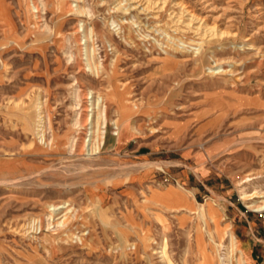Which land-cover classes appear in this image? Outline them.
Here are the masks:
<instances>
[{
    "label": "rangeland",
    "instance_id": "374dc122",
    "mask_svg": "<svg viewBox=\"0 0 264 264\" xmlns=\"http://www.w3.org/2000/svg\"><path fill=\"white\" fill-rule=\"evenodd\" d=\"M241 185L264 191V0H0V264H247Z\"/></svg>",
    "mask_w": 264,
    "mask_h": 264
},
{
    "label": "bare ground",
    "instance_id": "6f19581e",
    "mask_svg": "<svg viewBox=\"0 0 264 264\" xmlns=\"http://www.w3.org/2000/svg\"><path fill=\"white\" fill-rule=\"evenodd\" d=\"M35 7L37 8V5H35ZM84 11L85 10H83L81 7H78L79 13H85ZM86 33L87 32H85L84 34L86 37H88L87 36L88 34H86ZM88 58L89 57H87L88 66H90L91 69L93 70L94 67L92 66V63H90V60ZM202 58H204L203 55H202ZM99 102H100L99 97H96V99L92 100V107L89 110V111H92L91 119L89 118L91 120L90 121L91 133L89 136L90 138L88 140H86V144L84 146H85V149L87 151V154L91 155V156H92V154L94 155L97 152V149H99L101 147V144H102L101 135L103 134V131L101 130V118H100V115L97 113V105L99 104ZM36 114H37L36 115L37 116V123L35 125V136L37 137V139H39V141L42 142L43 140L45 141V131L43 129L45 118H44V115H41L42 114L41 106L38 107ZM113 125L117 131V132L115 131V134H118L119 133V129H118L119 125L115 122L113 123ZM132 129H134V127H132ZM250 180L251 179L249 177H247L245 179V182H248ZM238 190H239L240 197L246 201V206L248 208H250L251 210L264 207V191L256 189L252 194H250V193H248L247 190H245L244 187H242V185ZM202 218H203V216H202ZM231 241H233V240L231 239ZM222 258H223L222 261H224V264H231L229 256L227 257V255H223Z\"/></svg>",
    "mask_w": 264,
    "mask_h": 264
},
{
    "label": "crops",
    "instance_id": "0c3cea01",
    "mask_svg": "<svg viewBox=\"0 0 264 264\" xmlns=\"http://www.w3.org/2000/svg\"><path fill=\"white\" fill-rule=\"evenodd\" d=\"M215 215V210H211V216L214 217ZM262 226H264L263 223ZM250 231L251 235L239 240L243 243L241 247L243 250L242 256L247 264H264V230L255 229L256 233H253L252 229ZM239 257H241L240 254Z\"/></svg>",
    "mask_w": 264,
    "mask_h": 264
},
{
    "label": "built area",
    "instance_id": "2783aa9c",
    "mask_svg": "<svg viewBox=\"0 0 264 264\" xmlns=\"http://www.w3.org/2000/svg\"><path fill=\"white\" fill-rule=\"evenodd\" d=\"M252 212H255L257 216L259 217L260 221L264 224V207L250 210Z\"/></svg>",
    "mask_w": 264,
    "mask_h": 264
}]
</instances>
